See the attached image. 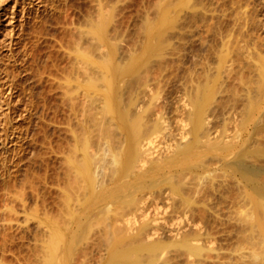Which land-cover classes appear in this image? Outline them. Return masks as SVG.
<instances>
[{
    "label": "bare ground",
    "instance_id": "bare-ground-1",
    "mask_svg": "<svg viewBox=\"0 0 264 264\" xmlns=\"http://www.w3.org/2000/svg\"><path fill=\"white\" fill-rule=\"evenodd\" d=\"M175 2L164 0L154 6L153 13L142 21L138 36L132 39V46L124 35H119L122 21L115 8L94 17L85 33L80 32L67 45L62 42L60 56L47 60L40 81L47 78L51 92L70 110L63 127L65 138L57 142L54 150L60 163L54 178L56 210L51 212L48 207V187L41 190L35 177L29 178V183L37 212L32 211L33 204L27 205L22 191H26L24 186L28 182L23 181L24 186L20 187L24 188H16L18 191H13V184V190L10 188V182L17 181L22 171L28 174L31 170L25 165L22 145L12 162L16 169H10L13 172L9 173L8 181L4 178L9 192L3 197L6 205L1 209H6V213L15 211L16 215L20 207L24 214L36 217L31 264H222L209 254L212 248L207 249L198 237L212 227L216 218L227 213L239 224V245H248L251 252L249 259L241 257V264H264V113L255 120V134L238 139L264 96V55L260 56L259 75L250 82L253 85L245 94L236 96L244 106L240 119L243 124L237 127L242 129L235 135L213 134L209 117L224 108L227 100L221 93L227 86L220 81V71L206 73L196 81L188 102L183 105L187 117L180 133L175 135L176 130L170 129L171 142L161 146L159 139L152 137L154 130L162 129L160 121L153 117L159 95L152 90L161 82L169 54L180 50L176 41L178 38L184 41V21ZM194 3L195 0H190L187 6ZM16 4L17 1L14 9ZM13 19L15 12L9 23V48L5 54L17 62L13 47L18 43L17 33L25 30V21L17 32ZM28 53L27 49L19 53L24 65ZM10 69H4L9 81ZM11 78V85L2 78L6 84L0 89V94L11 92L5 97L7 104L13 103L17 87V78ZM31 109L25 106L28 116L32 115ZM8 135L6 132L4 139H0L7 155L11 138ZM28 155L29 159L38 160L39 155L32 149ZM228 199L233 201L230 207L224 206ZM153 201L157 203L154 211ZM161 201L167 202L172 212L169 218L168 210L160 208ZM37 205L42 208L37 209ZM2 213L1 218L10 215ZM11 216L9 220H15ZM170 219L174 220L172 225ZM2 226L0 237L4 241L12 231V224ZM8 241L10 238L4 242ZM5 244L1 247H6ZM1 261L4 259L0 260L2 264Z\"/></svg>",
    "mask_w": 264,
    "mask_h": 264
},
{
    "label": "rangeland",
    "instance_id": "rangeland-1",
    "mask_svg": "<svg viewBox=\"0 0 264 264\" xmlns=\"http://www.w3.org/2000/svg\"><path fill=\"white\" fill-rule=\"evenodd\" d=\"M16 1L17 4L14 9ZM163 1L0 0V66L2 65L0 69L4 66L3 62L5 63L6 60L8 62V59L9 62L5 63L7 64L5 67L8 66V70L13 66L15 68L18 66L16 68L18 71L14 67L10 69V81L9 79L6 80L4 69L6 70L7 68L3 67L0 70V73H3L0 78V89L3 84H6L5 82H7V85H11V80H13L11 77L17 78V80L14 79L16 80L17 87L15 86L13 92V94L15 93V97H12L13 100L11 99L13 103L11 101L8 104L4 102L8 97L7 95H10L11 92L0 94V139H4L6 132L9 134L8 138L11 137L8 142V146H10L9 155L5 153L0 142V149H3L2 151L0 150V161H2L0 163V225L11 226L12 224L11 227L13 229L11 227L12 231L8 229L9 233L10 231L11 233L8 234L9 237L5 240L7 241L10 238V241L14 243L11 244L8 241L10 243L7 244L8 242H4L5 240H1L0 237V247L2 244L3 246L5 243L7 244H5L7 248L1 247L0 250L4 253L6 251L4 248L8 249L3 254V258L0 251V260L4 259L3 262H6L3 263L1 261L2 264H31L29 258H32L35 253L32 249L34 248L35 250L33 243H35L34 238L37 229L36 217L31 216L32 214L26 215L23 211L21 212L20 210L22 209L19 205H16L18 203H15V207H19V210L14 208L17 209L16 215L15 211L10 210L14 213L13 215L8 210L9 215L6 213V209H3L5 211L1 210L6 205L4 198H6L9 192L5 187L4 178L8 181L10 179L9 173L16 169H13L12 162L17 159L18 152L22 146L24 148V155H26V158L24 157L25 165L27 170L31 168L30 173L28 172L31 176L27 174L26 170L22 171L20 173L22 176L20 177L19 175L17 181H14L17 184L10 182V188L14 187L15 189L12 190L15 192V190L18 191L16 188L19 187L18 189L20 190V188L23 189L25 187L26 191L24 189L22 191L25 193L27 205L32 206L33 204V207H36L29 183L31 182L29 178L32 180L35 177L36 180L38 179L37 184L41 186V190L43 187H48L46 194L48 207L51 212L56 210L54 178L56 177V173L59 172L60 163L55 158L54 150L58 145L57 142L63 141L65 138L63 127L65 121L70 116V110L62 106L57 94L51 92L47 78H43L44 80L40 81L39 76L43 73L47 60L60 56L62 53V42L67 45L68 40L80 36V32L85 33L90 28L91 20L97 18L101 12L109 13L111 12L110 9L113 10L115 8L119 10L118 18L122 21L119 35H124L125 40L132 46V39L138 36V29L146 15L148 13L152 14L154 6L158 2ZM189 1L176 0L175 2L177 3L178 12L182 14L184 21L182 32L183 34L185 33L184 37L182 34L184 41L182 42V38H178V41L175 40L180 50L176 49V51L169 54L168 67L162 76L161 82L158 86L153 87L152 90L153 94L156 92L159 95L155 102L157 105L155 106L156 112L153 117L158 119L162 125L161 130H154L152 137H157L161 146H165L171 142L170 129L176 130L174 132L175 135L180 133L181 124L185 123L187 117L183 105L185 102H188L189 93L196 81L203 78L206 73H217L220 71V81L227 86L221 93V97L227 100L224 108L220 109L219 114L212 113L209 117L212 122L213 134L217 135L225 132L226 134L235 135L237 131L242 129L237 127H240L238 124H241L240 119L243 117L244 106L242 101L236 99V96L237 94H245L247 89L253 85L250 82H253V78L259 75L260 56L264 55V0H195L194 5L188 7ZM163 6H166V3ZM23 9H25V13H23ZM58 9H62V12ZM12 12H15V19H13L12 23L16 25L17 32L22 30L20 23L25 21L24 28L26 31L23 28L24 31H21V34L17 33L19 37L15 35L18 43L13 48L15 49V54L17 53L20 63L19 53H22L25 49L28 50L29 57H27L28 62H25L26 65L23 63L21 65L18 61L14 62L15 58L10 60V58H7V54H5L9 48L7 33L10 32L9 23L12 18ZM37 12L39 15H37ZM56 12L58 13L56 14ZM29 13L31 14L29 15ZM32 17L39 19L35 20L39 23L33 22L34 19H31ZM88 36L87 34L83 35L85 38H88ZM179 41L182 43H179ZM23 44H25V48ZM4 57L7 59L3 61ZM9 63H13V65H8ZM13 69L15 70L13 71ZM2 78L5 80L4 83ZM149 99L150 97L147 96L146 101ZM262 99V102L260 101L261 105L259 104L258 109L255 106L251 120L249 117L246 123L248 130L245 126L244 130L247 131L242 130L243 132H241L240 130V134L242 133V135L239 134L241 136V138L239 136V140H245L248 135L250 137L255 134L256 131L254 132L253 130L255 120H257V117L259 118L260 114L264 113V96ZM20 100L21 102H19ZM25 106L30 109L31 107L34 108L33 111L31 109V116H28V113L25 112ZM9 110L13 111V113L11 111L8 112ZM241 121H243V118ZM5 130L7 131L5 132ZM243 135L246 137L242 138ZM13 148L16 150L15 152ZM31 149L39 155L38 160L37 158L35 161L33 158L29 159L28 151ZM27 178L29 181L26 180ZM23 181L24 183L25 181L26 183L28 182L29 188L26 183L24 186ZM46 183L49 184L46 185ZM12 184L14 185L13 187ZM14 192H12V195H14ZM10 197L12 198V196ZM229 200L231 201V199H228V203H225L224 206L230 207V205H233V201L229 202ZM13 205L14 203H12ZM156 206V201H153L152 211L155 210ZM35 207L32 208L34 210H31L37 212L35 211ZM41 208L39 206L37 209ZM160 208L168 210V218L171 216L172 212L169 211L167 202L161 201ZM2 212H5V215L8 214L9 216L3 217L4 219L1 218L3 216ZM227 214L216 218L212 227L204 230L205 235L202 233V237H198L199 242L204 243L207 249L212 248L209 254L220 261V263L241 264V257L244 256L249 259L251 252L248 245H243L242 247L239 245V243L241 244L239 224L237 219ZM10 216L14 217L15 220H9ZM170 220H168L170 221L169 224L171 222L174 223V220ZM8 223L11 224L8 225ZM15 225L17 226L15 227ZM32 253L33 255H31Z\"/></svg>",
    "mask_w": 264,
    "mask_h": 264
}]
</instances>
